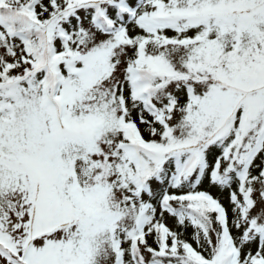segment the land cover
Masks as SVG:
<instances>
[{
    "label": "snow or ice",
    "instance_id": "obj_1",
    "mask_svg": "<svg viewBox=\"0 0 264 264\" xmlns=\"http://www.w3.org/2000/svg\"><path fill=\"white\" fill-rule=\"evenodd\" d=\"M0 264H264V0H0Z\"/></svg>",
    "mask_w": 264,
    "mask_h": 264
},
{
    "label": "trees",
    "instance_id": "obj_2",
    "mask_svg": "<svg viewBox=\"0 0 264 264\" xmlns=\"http://www.w3.org/2000/svg\"><path fill=\"white\" fill-rule=\"evenodd\" d=\"M226 195H227L226 193L223 194L224 197H226ZM225 205H227V201H226V204ZM167 223H168V226L169 227L174 228V223H173V221L171 219H169L167 221Z\"/></svg>",
    "mask_w": 264,
    "mask_h": 264
}]
</instances>
